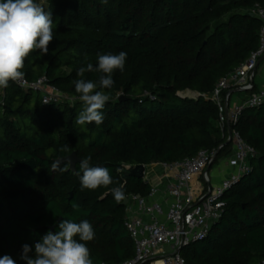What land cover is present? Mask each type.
Instances as JSON below:
<instances>
[{
  "label": "trees",
  "instance_id": "16d2710c",
  "mask_svg": "<svg viewBox=\"0 0 264 264\" xmlns=\"http://www.w3.org/2000/svg\"><path fill=\"white\" fill-rule=\"evenodd\" d=\"M36 2L52 13L54 39L47 54L37 50L25 59L24 78L45 77L67 99L44 105L38 93L11 81L0 88V257L26 264L24 244L34 256L49 227L86 219L95 232L86 242L93 264H121L133 258L134 246L123 226V200L110 189L148 195L150 186L123 166L170 165L200 151L217 152L213 166L232 154L216 104L205 96L258 48L260 22L250 11L264 0ZM120 51L127 53L124 71H114L112 88L96 89L110 97L103 123L76 124L83 105L73 81L97 82L101 75L79 77L78 69L97 67V54ZM232 128L256 153L251 171L225 192L223 214L206 238L181 250L187 264L264 261V108L244 109ZM73 152L80 162L90 157L91 167L108 168L113 183L82 189L75 172L52 170Z\"/></svg>",
  "mask_w": 264,
  "mask_h": 264
},
{
  "label": "built area",
  "instance_id": "2783aa9c",
  "mask_svg": "<svg viewBox=\"0 0 264 264\" xmlns=\"http://www.w3.org/2000/svg\"><path fill=\"white\" fill-rule=\"evenodd\" d=\"M250 13L260 22L258 48L247 61L222 78L211 95L205 96L216 104L221 136L224 138L226 134V141L230 140L232 145L233 176L211 186L205 170L210 164L212 166L215 153L200 151L174 164H158L174 175L164 193H160L159 186L167 176L152 181L149 178L152 165L144 166L143 181L150 186V191L146 197L134 194L126 197L123 226L133 243L134 256L121 264H187L177 250L206 238L223 214L225 192L251 171L250 159L256 153L232 128L244 109L264 108V7L255 6ZM12 83L22 90L38 93L44 105L67 99L48 85L45 77L34 83L24 77ZM229 92H232L230 96ZM123 168L132 169L130 166Z\"/></svg>",
  "mask_w": 264,
  "mask_h": 264
},
{
  "label": "clouds",
  "instance_id": "9594fccd",
  "mask_svg": "<svg viewBox=\"0 0 264 264\" xmlns=\"http://www.w3.org/2000/svg\"><path fill=\"white\" fill-rule=\"evenodd\" d=\"M106 3L107 0H102ZM53 17L51 11H46L36 0H0V88L9 87V82H19L24 77L25 59L33 52L47 54L53 41ZM98 66L87 63L86 67L78 69L77 75L83 77L86 72L101 73L97 82L77 79L73 81L76 93L83 108L76 117L75 123L85 125L95 122L103 123L102 109L110 97L100 89H110L114 84L112 74L115 70L124 71L127 53L97 54ZM90 157L81 160L79 171L75 175L80 178L82 189L95 190L101 186L107 187L113 183L109 169L89 165ZM59 161L51 165L53 171L60 169ZM82 173V175H81ZM124 186L110 189L117 202L125 198ZM74 211L80 210V205L73 202ZM78 237V239H77ZM95 238V232L88 220L79 223L62 219L56 231H47L34 244V256H29L33 250L28 244L22 246L21 259L26 264H93L90 250L86 242ZM0 264H16L9 255L0 257Z\"/></svg>",
  "mask_w": 264,
  "mask_h": 264
},
{
  "label": "crops",
  "instance_id": "0c3cea01",
  "mask_svg": "<svg viewBox=\"0 0 264 264\" xmlns=\"http://www.w3.org/2000/svg\"><path fill=\"white\" fill-rule=\"evenodd\" d=\"M219 163H220V165H219V167H217L218 170H217L216 175L212 177V181L210 179V185L211 186H217L222 181L229 180L230 177H232L233 174H234V168L231 165V155L229 157L220 159ZM211 167L209 168V171H210ZM162 175H166L167 178L164 179L162 181V183L160 184V186H159L160 193H164L165 188L167 186V183L173 181V179H174L173 176L174 175H173V173H167L158 164H155V165L151 166V173H150V177L149 178H151L152 181H154L156 179V177H159V176H162ZM194 184L197 186L198 181L195 180ZM159 198H161V196H159Z\"/></svg>",
  "mask_w": 264,
  "mask_h": 264
},
{
  "label": "water",
  "instance_id": "95a60500",
  "mask_svg": "<svg viewBox=\"0 0 264 264\" xmlns=\"http://www.w3.org/2000/svg\"><path fill=\"white\" fill-rule=\"evenodd\" d=\"M264 58V57H263ZM262 58V59H263ZM261 59V60H262ZM261 60L258 62L260 63ZM232 94V92H229L228 93V96H230ZM122 100V99H121ZM230 143V140L229 141H226L225 144H229ZM217 156V152L214 154L213 156V159H212V162H214L215 158ZM56 161H59L60 164H67L68 165V171L74 173L75 171V166L76 164L80 163V160L77 158L76 156V153H72L70 154L69 156L65 157V158H62V159H58ZM59 164V165H60ZM211 165V164H210ZM210 165L206 168V172L209 171V168H210ZM130 175L133 176V177H136L138 179H143V175H144V166L143 165H139V166H136L134 168H132L130 171H129ZM127 203V199L126 197L123 199L122 201V206L125 207ZM48 230H51V231H54V227H49ZM181 249H178L177 252H180Z\"/></svg>",
  "mask_w": 264,
  "mask_h": 264
},
{
  "label": "rangeland",
  "instance_id": "374dc122",
  "mask_svg": "<svg viewBox=\"0 0 264 264\" xmlns=\"http://www.w3.org/2000/svg\"><path fill=\"white\" fill-rule=\"evenodd\" d=\"M187 96H189V95H187ZM190 97H192V95H191ZM219 165H220V163H219V161H218L216 164H214V165L211 167L210 171L208 172V175H209L211 181H212V177L216 175L217 170H218L217 167H219ZM146 171H147V169H146Z\"/></svg>",
  "mask_w": 264,
  "mask_h": 264
},
{
  "label": "bare ground",
  "instance_id": "6f19581e",
  "mask_svg": "<svg viewBox=\"0 0 264 264\" xmlns=\"http://www.w3.org/2000/svg\"><path fill=\"white\" fill-rule=\"evenodd\" d=\"M186 95H189V96H191V95H193L192 93H186Z\"/></svg>",
  "mask_w": 264,
  "mask_h": 264
}]
</instances>
